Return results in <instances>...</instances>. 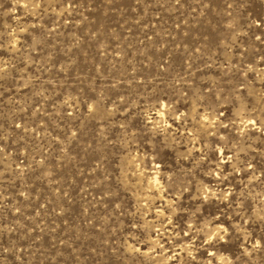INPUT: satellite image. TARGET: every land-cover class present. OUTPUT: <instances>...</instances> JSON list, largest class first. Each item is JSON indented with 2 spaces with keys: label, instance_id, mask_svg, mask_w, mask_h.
Here are the masks:
<instances>
[{
  "label": "rangeland",
  "instance_id": "1",
  "mask_svg": "<svg viewBox=\"0 0 264 264\" xmlns=\"http://www.w3.org/2000/svg\"><path fill=\"white\" fill-rule=\"evenodd\" d=\"M0 264H264V0H0Z\"/></svg>",
  "mask_w": 264,
  "mask_h": 264
},
{
  "label": "bare ground",
  "instance_id": "2",
  "mask_svg": "<svg viewBox=\"0 0 264 264\" xmlns=\"http://www.w3.org/2000/svg\"><path fill=\"white\" fill-rule=\"evenodd\" d=\"M158 181V178L155 176L154 177V182H157Z\"/></svg>",
  "mask_w": 264,
  "mask_h": 264
}]
</instances>
